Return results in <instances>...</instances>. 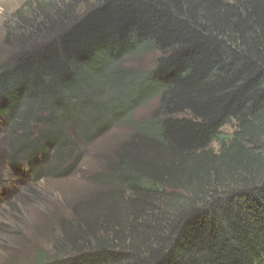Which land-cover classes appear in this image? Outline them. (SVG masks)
Instances as JSON below:
<instances>
[{
    "label": "trees",
    "instance_id": "1",
    "mask_svg": "<svg viewBox=\"0 0 264 264\" xmlns=\"http://www.w3.org/2000/svg\"><path fill=\"white\" fill-rule=\"evenodd\" d=\"M144 45L164 54L152 71L117 65ZM154 95L159 157L120 158L130 220L40 264H264V0H102L0 73L14 157L63 156L70 128L92 138ZM33 122L48 125L35 139Z\"/></svg>",
    "mask_w": 264,
    "mask_h": 264
},
{
    "label": "rangeland",
    "instance_id": "2",
    "mask_svg": "<svg viewBox=\"0 0 264 264\" xmlns=\"http://www.w3.org/2000/svg\"><path fill=\"white\" fill-rule=\"evenodd\" d=\"M101 2L0 0V73L8 61L57 38ZM163 55L144 45L117 65L148 73ZM117 89L106 83L104 98ZM159 105L160 95H154L92 138L82 129L70 128L63 156L62 149L58 152L57 145H50L35 157L27 147L14 157L22 130L13 127L8 115L0 114V264H40L56 255L58 241L74 254L97 236H112L119 222L126 224L131 214L129 190L119 178L121 154L159 157L144 138L143 127ZM47 126L33 122L32 139ZM235 129V121L224 127L228 133Z\"/></svg>",
    "mask_w": 264,
    "mask_h": 264
}]
</instances>
